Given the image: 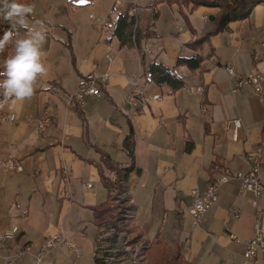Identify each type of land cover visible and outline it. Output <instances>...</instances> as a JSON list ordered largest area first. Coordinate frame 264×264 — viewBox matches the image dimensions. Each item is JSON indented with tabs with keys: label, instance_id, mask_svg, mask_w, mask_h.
Instances as JSON below:
<instances>
[{
	"label": "crops",
	"instance_id": "obj_1",
	"mask_svg": "<svg viewBox=\"0 0 264 264\" xmlns=\"http://www.w3.org/2000/svg\"><path fill=\"white\" fill-rule=\"evenodd\" d=\"M156 1L28 3L34 6L30 26L35 20L46 26L48 72L31 99L0 110V234L18 227L12 238L0 240V264H32L52 235L71 241L79 254L55 245L42 251L40 264H97L92 208L109 194L97 164L122 182L134 212L135 236L149 245V261L158 262L155 245L160 243L184 264H264V251L251 261L243 255L255 221L264 227V155L258 196L240 191L239 181L231 179L219 187L199 223L189 210L193 192L206 189L217 167L245 172L248 154L264 141V93L256 95L248 84L236 86L238 77L253 72L262 75L264 90V1L245 19L210 34L197 49L189 44L213 28L217 9ZM133 7L137 29L151 26L155 36L141 38L138 45L122 44L115 24ZM194 55L201 57L196 71L175 64L179 57ZM153 59L173 69L183 84L172 88L148 79L146 68ZM103 75L107 79L99 95L87 96L81 105L65 104V95L78 91L82 81ZM134 84L160 98L132 101ZM44 112L50 123L41 130L37 120ZM10 113L13 120L1 119ZM236 118L239 138L232 140L225 122ZM130 131L132 157L125 145ZM9 159L21 170H6Z\"/></svg>",
	"mask_w": 264,
	"mask_h": 264
},
{
	"label": "trees",
	"instance_id": "obj_2",
	"mask_svg": "<svg viewBox=\"0 0 264 264\" xmlns=\"http://www.w3.org/2000/svg\"><path fill=\"white\" fill-rule=\"evenodd\" d=\"M31 0H20L21 3H29ZM261 0H158L157 2H163L167 5H173V4H180L184 6H191V9H196L197 7H211L216 8L217 12L214 14L212 23L213 28L205 34V36L193 40L192 43L189 44V46L193 49H197L198 45L202 43L208 36L212 33H216L221 30H225L228 26V24L232 21L236 20H242L248 17L253 7L260 3ZM151 27V26H150ZM150 27L147 28L144 32H141L139 29H137L136 21H135V15L132 13H126L123 16H120L115 24V30L114 34L121 40L122 44L127 45H133V43H136L138 45V42L141 38H149L152 36H155V33L150 31ZM8 25L5 23H0V34L3 33V31L7 30ZM12 51L11 48H9L5 54L4 57H0V59H4L9 53ZM176 65H186L191 71H196L199 68H201V57L200 56H191V57H179L176 60ZM146 74L148 76V79L152 80L156 85L162 86V85H169L172 88H178L183 84V80L180 76H178L173 69H169L165 67L162 63L157 61L156 59H153L146 68ZM133 143L132 139V133L131 131L126 136L125 145L127 147L128 153L130 157H132V149L131 144ZM103 162L112 170H115L116 173H120V169L118 165H114L108 161V158L106 156H102ZM99 173H100V179L103 183L104 187L108 189V199L99 205L92 208V214H93V223L98 227V232L96 234V237L99 233L104 234L111 231V234L103 239V242L106 244L105 250L103 251L102 255L107 256H114L112 253L107 252L108 249H112L114 247L115 242V228L114 224H116V229H122L124 230L123 224L124 222L130 218L132 219L133 216H126V217H119L121 212L129 211L133 212L130 208H123L119 209V213L115 212V220L113 221V206L111 203L112 194L117 192H124L125 189L122 185V182L119 180V178L112 179L108 176H106L100 166L97 164ZM117 200L113 199L115 202ZM116 205V204H115ZM134 214V212H133ZM121 219V225L118 227V219ZM127 230L130 234L136 233V227L131 223V221L126 222ZM95 237V240H96ZM139 239L138 236H135L133 238V241ZM149 247V245H148ZM146 248V250L148 249ZM157 255H158V262L162 264H184L180 258V255L177 252H173L164 244H156L155 245ZM97 251H94V255L96 258L97 264H104L96 255ZM116 258L118 259L119 264H124L122 261L125 260L123 258V254L118 251L115 254Z\"/></svg>",
	"mask_w": 264,
	"mask_h": 264
},
{
	"label": "built area",
	"instance_id": "obj_3",
	"mask_svg": "<svg viewBox=\"0 0 264 264\" xmlns=\"http://www.w3.org/2000/svg\"><path fill=\"white\" fill-rule=\"evenodd\" d=\"M264 1V0H261ZM129 13L136 14L135 7L131 8ZM262 44L264 45V35H263V41ZM228 74L230 76L235 75V71L233 67H227L226 68ZM107 79V75H103L100 78H89L82 81V83L79 86L78 91L72 94H66L64 97V102L67 106L71 105H81L86 100L87 96H97L101 93L100 86L105 84V81ZM262 75L258 73L253 72H247L236 80V86L241 87L243 85H250L254 89V92L258 96H262L264 93L263 87H262ZM202 90V87H197V91L200 92ZM160 94H143L142 90L139 88V86L134 84V88L132 91V95L130 96V99L132 101L141 100L142 102H147L150 99H159ZM13 120L15 118L14 113H10L7 116L1 117L2 120L4 119ZM50 123V117L49 115L44 112L40 115V117L37 120V127L41 130H43L48 124ZM240 121L239 119H232L225 122V127L227 129H230L231 132V139L237 140L239 138V129H240ZM264 155V141L261 142V144L254 150H252L248 156L247 159L249 160V167L245 172H231L226 168H219L217 167L214 172L212 173V180L207 185L206 189L202 193H198L196 191L193 192V199L192 203L190 205V214L193 218L194 223H199L202 219V216L204 213L213 205V203L217 199V193L219 187L229 182L231 179H237L239 181V189L240 191H250L255 196H258L263 189L260 180H259V170L260 165L262 161V157ZM6 170L9 171H18L21 170V166L16 164L15 161L12 159H9L6 161L5 164ZM90 184H86V187H90ZM118 201V199H117ZM115 233L117 234L116 224H114ZM254 236L247 241L245 250H244V258L246 261H251L258 252L264 251V227H261L258 223V220L255 221L254 225ZM18 232L17 226H12L9 229L3 231L0 234V240H6L8 235H15ZM118 239V235H117ZM47 244H65L69 252L71 254H74L75 256H78L79 249L71 242L65 240L60 235H52L48 237L43 246L41 247L40 252L36 255L35 260L32 262V264H40V260L42 257V251L47 249ZM118 245H122L121 241L118 239ZM3 264H11L10 261H7ZM135 264V263H134Z\"/></svg>",
	"mask_w": 264,
	"mask_h": 264
},
{
	"label": "clouds",
	"instance_id": "obj_4",
	"mask_svg": "<svg viewBox=\"0 0 264 264\" xmlns=\"http://www.w3.org/2000/svg\"><path fill=\"white\" fill-rule=\"evenodd\" d=\"M33 12L31 4L0 0V23L8 25L0 34V57L9 48L13 50L0 63V110L31 99L38 80L48 72L43 52L46 26L40 20L30 26Z\"/></svg>",
	"mask_w": 264,
	"mask_h": 264
},
{
	"label": "bare ground",
	"instance_id": "obj_5",
	"mask_svg": "<svg viewBox=\"0 0 264 264\" xmlns=\"http://www.w3.org/2000/svg\"><path fill=\"white\" fill-rule=\"evenodd\" d=\"M119 215H120L119 217L123 218L126 216H133L134 214L132 211L131 212L125 211V212H121ZM122 218H119L117 221L118 227L121 225ZM110 234H111V231L104 233V234L99 233L96 237V240L94 241V251H97L96 255L99 258H101L104 264H119L120 261H118V259L115 257L116 256L115 254L118 251H120L123 254V258L125 260H123L122 262L124 264H134V263L135 264H151L153 263V262L149 263L148 260L146 259V248L148 247V244L146 243V241L142 240V242L133 243L135 247L134 250L133 249L128 250L131 244L127 243V239L125 236L126 233L122 229H118L117 234L115 233L114 247L112 249L107 250V252L112 253L114 256L102 255L103 251L105 250L104 248L106 246V244L103 242V239L109 236ZM117 235L122 245H118ZM13 236L14 235H8L7 239L12 238ZM55 245L56 244H47V249L52 248Z\"/></svg>",
	"mask_w": 264,
	"mask_h": 264
},
{
	"label": "rangeland",
	"instance_id": "obj_6",
	"mask_svg": "<svg viewBox=\"0 0 264 264\" xmlns=\"http://www.w3.org/2000/svg\"><path fill=\"white\" fill-rule=\"evenodd\" d=\"M118 199V201L116 200L115 202L113 201V199ZM111 203H112V206H113V211H112V215H113V221L115 220V212L117 213V215H118V213H119V209H123V208H130L129 207V205H128V202H127V198H126V195H125V191L124 192H117V193H113L112 194V199H111ZM116 204V205H115ZM131 209V208H130ZM128 221H131V219L130 218H128L125 222H124V224H123V227H124V231H125V233H126V239H127V243H129V244H131V246H130V248H128V250H130V249H133L134 250V244L133 243H137V242H142V240L143 239H137V240H135V241H133V238L135 237V233H132V234H130L129 232H128V230H127V226H126V222H128ZM147 259V258H146ZM148 260V259H147ZM148 262L149 263H151V262H153V263H155V264H158V263H160V262H155V261H149L148 260ZM153 263H151V264H153Z\"/></svg>",
	"mask_w": 264,
	"mask_h": 264
}]
</instances>
